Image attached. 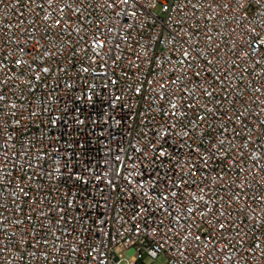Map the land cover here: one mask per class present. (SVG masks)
<instances>
[{
  "label": "built area",
  "instance_id": "1",
  "mask_svg": "<svg viewBox=\"0 0 264 264\" xmlns=\"http://www.w3.org/2000/svg\"><path fill=\"white\" fill-rule=\"evenodd\" d=\"M264 264V0H0V264Z\"/></svg>",
  "mask_w": 264,
  "mask_h": 264
},
{
  "label": "rangeland",
  "instance_id": "2",
  "mask_svg": "<svg viewBox=\"0 0 264 264\" xmlns=\"http://www.w3.org/2000/svg\"><path fill=\"white\" fill-rule=\"evenodd\" d=\"M148 264H166V261H165L164 258H160V259L157 260L156 262L148 263Z\"/></svg>",
  "mask_w": 264,
  "mask_h": 264
}]
</instances>
